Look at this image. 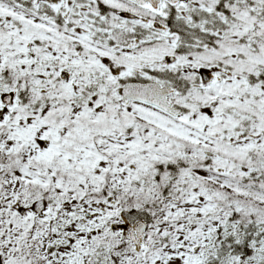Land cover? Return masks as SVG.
<instances>
[{"label": "snow or ice", "instance_id": "obj_1", "mask_svg": "<svg viewBox=\"0 0 264 264\" xmlns=\"http://www.w3.org/2000/svg\"><path fill=\"white\" fill-rule=\"evenodd\" d=\"M0 264H264V0H0Z\"/></svg>", "mask_w": 264, "mask_h": 264}]
</instances>
